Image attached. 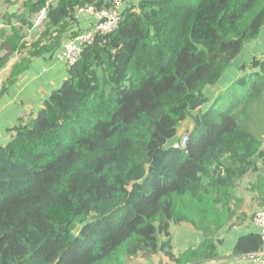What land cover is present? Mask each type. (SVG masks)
Listing matches in <instances>:
<instances>
[{
  "label": "trees",
  "instance_id": "1",
  "mask_svg": "<svg viewBox=\"0 0 264 264\" xmlns=\"http://www.w3.org/2000/svg\"><path fill=\"white\" fill-rule=\"evenodd\" d=\"M22 1L29 16L45 5ZM111 2L58 0L32 43L25 17L7 15L20 26L0 35V69L16 57L0 96L32 58L59 49L79 9ZM120 14L0 146V264H128L158 252L197 264L218 257L244 176L255 174L249 187L264 206V53L203 109L205 90L261 33L264 0H133ZM182 131L185 148L166 146ZM182 223L203 240L175 254L170 228ZM263 248L252 233L233 256Z\"/></svg>",
  "mask_w": 264,
  "mask_h": 264
},
{
  "label": "crops",
  "instance_id": "2",
  "mask_svg": "<svg viewBox=\"0 0 264 264\" xmlns=\"http://www.w3.org/2000/svg\"><path fill=\"white\" fill-rule=\"evenodd\" d=\"M130 1L133 0H126L123 6L130 3ZM57 3L58 0H45L44 7H55ZM79 10L75 14V21L70 23L69 30L64 36L59 49L54 52L52 51L49 54L32 58L28 69L20 74L15 79L14 83L8 87L6 92L0 96V146H4L10 141L13 136V132L11 130L18 125L19 120H27L29 117L35 116V114L41 110L42 104L49 94L53 90L59 88L62 82L67 79L68 69L64 63L55 59V53L63 47L65 42L70 41L77 34L91 29L97 22L96 18ZM7 15H16L17 17L24 16L26 23L29 26L27 27L26 25L23 33L24 35L26 31L34 33L35 37L33 41L37 40V38H39L45 30L44 20L41 23L36 22L39 12L29 16L23 7L22 0H0V35L3 33L8 36V34H10L11 26H20L19 21L14 19L10 23H7L5 20ZM1 43L2 41H0V45ZM1 51L6 53L5 50ZM246 54L251 55L246 61L239 60V58L234 62L235 64L233 65H235L234 69H236V73L232 79L225 78V75L228 72L226 71L225 75L217 85L205 90V96L208 100L203 109H205L207 105L211 104L213 100L226 89L225 83L227 81L230 80L229 82L231 83L241 75L242 66L249 64L252 57L259 56L257 55V52H247ZM4 55L5 54H0V57ZM15 61L16 57H10L6 65L0 69V84H3L7 78L10 68ZM248 71L249 70H246V73H248ZM191 127L192 125L187 123L184 125L183 129L190 130ZM184 134L185 132L182 131L178 137L170 140L169 145L171 144V146L174 147ZM261 148L264 149V138ZM258 167H263L261 161H259ZM203 181L206 180L204 179ZM254 181L255 174L252 173L244 176L237 183L235 195L242 202V206L240 211L237 213V216L231 223L233 225L225 227L215 236L216 240L221 241V244L216 245L218 257L216 259L199 262L197 264H257L249 257V255L233 256V249L240 237L252 233L260 234L259 228L255 226L252 221V217L256 212L264 211V206L260 207L258 205V192L250 190L249 186ZM240 214H242V216H240ZM161 239V241L164 242L167 238L162 237ZM168 239L170 241L172 251L175 254H180L189 248L197 246L203 240V236L187 224L182 223L171 226L170 237ZM127 263L175 264L161 252H158L149 259H144L141 255H138Z\"/></svg>",
  "mask_w": 264,
  "mask_h": 264
},
{
  "label": "built area",
  "instance_id": "3",
  "mask_svg": "<svg viewBox=\"0 0 264 264\" xmlns=\"http://www.w3.org/2000/svg\"><path fill=\"white\" fill-rule=\"evenodd\" d=\"M126 0H112L108 7L96 9L93 6L82 8L79 11L85 12L94 18L97 22L86 32L77 34L73 39L63 44V47L55 53V59L65 64L69 69L80 58L82 49L85 45L92 44L97 35H107L114 31L120 22V8ZM47 14V8L43 7L39 11L36 22L41 23ZM188 136L185 134L174 146L175 148H185ZM252 221L260 230L261 237L264 241V211L256 212ZM249 257L257 264H264V248L257 253L250 254Z\"/></svg>",
  "mask_w": 264,
  "mask_h": 264
},
{
  "label": "rangeland",
  "instance_id": "4",
  "mask_svg": "<svg viewBox=\"0 0 264 264\" xmlns=\"http://www.w3.org/2000/svg\"><path fill=\"white\" fill-rule=\"evenodd\" d=\"M34 37H35L34 36V33H30L28 31L25 32V40H27L28 43H32ZM247 52H249V53L257 52V55H261V54L264 53V27L262 28L261 33L258 35V37L255 40H252V41H250L249 43L246 44L245 48L243 49V51H242V53H241V55L239 57L240 58L239 60L246 61L247 58H250L251 55H247L246 54ZM0 54H4V52H0ZM253 58L254 57H252V59ZM251 61L252 60H250V62ZM233 64H235V63H233ZM234 66L235 65H232L230 67V69H228V72L226 73L225 78H227V79H230L231 78L232 79V77L236 73V69H234ZM246 70H248V68ZM229 81H227L225 83L226 89L230 85V82ZM213 102H214V100H213ZM263 136H264V134L262 135V138H264ZM166 146H169V143L168 142L166 143Z\"/></svg>",
  "mask_w": 264,
  "mask_h": 264
}]
</instances>
